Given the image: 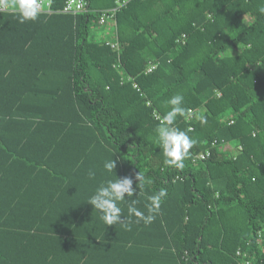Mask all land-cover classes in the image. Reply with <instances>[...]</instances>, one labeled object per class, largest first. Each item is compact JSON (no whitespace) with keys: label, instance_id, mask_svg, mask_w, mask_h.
<instances>
[{"label":"trees","instance_id":"1","mask_svg":"<svg viewBox=\"0 0 264 264\" xmlns=\"http://www.w3.org/2000/svg\"><path fill=\"white\" fill-rule=\"evenodd\" d=\"M86 1V13L23 23L0 13V148L69 150L65 164L1 170L0 264H241L239 248L264 264V0H132L103 26L118 0ZM177 93L186 114L172 126L196 142L183 168L164 162L153 116ZM116 176L136 188L119 203L127 228L87 202ZM161 189L151 224L130 216L133 200L147 215Z\"/></svg>","mask_w":264,"mask_h":264},{"label":"clouds","instance_id":"2","mask_svg":"<svg viewBox=\"0 0 264 264\" xmlns=\"http://www.w3.org/2000/svg\"><path fill=\"white\" fill-rule=\"evenodd\" d=\"M0 7H11L19 14L20 22L23 23L27 20L37 19L40 12V0H14V3L9 4L8 0H0ZM264 13V8L259 10ZM184 102V96L180 93L172 96L167 103L171 105L170 110L162 116V122L157 128L159 146L163 149L165 163L177 168L184 167V159L188 155L189 150L196 143L187 132L179 130L172 125L177 116H183L186 114V109L182 107ZM114 154V153H113ZM107 172H114L116 168V161L113 159V155L110 160L106 161L103 165ZM89 178L95 176V172L89 170ZM135 179L138 181L137 188L139 189L142 180V174L139 172ZM136 193V188H133V179L129 176H125L123 179L116 176L115 180H107L104 184H101L92 194L88 203H90L94 209L98 210L100 217L105 225H117L123 224L126 228L131 223L128 217L122 214V209L119 203L125 201V196L131 198ZM166 189H161L158 194L149 197L150 203L148 205V214L137 209L135 201H132V205L129 206L128 212L130 216L134 215L137 222L143 221L144 224H151L159 213L161 203L166 197Z\"/></svg>","mask_w":264,"mask_h":264},{"label":"built area","instance_id":"3","mask_svg":"<svg viewBox=\"0 0 264 264\" xmlns=\"http://www.w3.org/2000/svg\"><path fill=\"white\" fill-rule=\"evenodd\" d=\"M132 0H118L116 2V5L113 8L110 9H106V10H101L100 11V17H99V24L101 26L105 25L108 21H113L115 18L116 13L123 8L124 6H126L127 4H129ZM143 1V0H140ZM88 2L86 0H67L65 2V4L63 5V8L61 9V11H55L52 9V0H40V14H48V15H52V14H56V13H62V14H71V15H76V14H81V13H86L88 12ZM16 12L13 10V8L11 7H0V13H13ZM187 36L183 35L180 38L177 39V44H184L185 40H186ZM111 46L115 49L119 48V44L114 41L113 43H111ZM158 67V62L155 59H150L148 61L147 67H146V74H151L153 73ZM130 80V78H129ZM135 88H137L138 91H140V89L138 88L137 85H134ZM148 106H151V102H147ZM153 116L154 118H156V120L161 124L162 122V116L160 115V113L156 110L153 111ZM194 117V110H189L188 113V120L190 121L192 118ZM230 124H233V121H230ZM190 130H192V128H190ZM217 146V143L214 142L211 145V148ZM207 149L204 152H201L197 155L194 156V160L195 161H203L206 160L207 158L210 157V155L212 154V150ZM230 147H225L223 146V151H229ZM236 150H242V147L239 146ZM236 255L238 258L242 259L241 264H251L250 261L247 259V252L245 251L244 248H239L236 251Z\"/></svg>","mask_w":264,"mask_h":264},{"label":"crops","instance_id":"4","mask_svg":"<svg viewBox=\"0 0 264 264\" xmlns=\"http://www.w3.org/2000/svg\"><path fill=\"white\" fill-rule=\"evenodd\" d=\"M4 136L9 139L8 142L11 146L18 142L20 137L15 133H5ZM55 149L56 148H0V173L1 170L7 166H11L10 168H13V166L16 165L15 169H18L22 166L23 159L41 162L50 161L53 165L65 164L66 156L61 154L66 153V151L69 150H64L66 148H61L59 150ZM49 150H52L51 154L48 152ZM6 182H19V180L12 179L5 181V183Z\"/></svg>","mask_w":264,"mask_h":264},{"label":"rangeland","instance_id":"5","mask_svg":"<svg viewBox=\"0 0 264 264\" xmlns=\"http://www.w3.org/2000/svg\"><path fill=\"white\" fill-rule=\"evenodd\" d=\"M111 34H112V33H111ZM96 35H98V36H100V37H102V38H105V37L109 38V37H110V34H107L106 32H104V31H100V30H98V31L96 32Z\"/></svg>","mask_w":264,"mask_h":264},{"label":"bare ground","instance_id":"6","mask_svg":"<svg viewBox=\"0 0 264 264\" xmlns=\"http://www.w3.org/2000/svg\"><path fill=\"white\" fill-rule=\"evenodd\" d=\"M80 104V103H79Z\"/></svg>","mask_w":264,"mask_h":264}]
</instances>
